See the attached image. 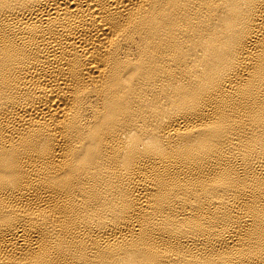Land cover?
<instances>
[{
	"label": "bare ground",
	"instance_id": "6f19581e",
	"mask_svg": "<svg viewBox=\"0 0 264 264\" xmlns=\"http://www.w3.org/2000/svg\"><path fill=\"white\" fill-rule=\"evenodd\" d=\"M0 264H264V0H0Z\"/></svg>",
	"mask_w": 264,
	"mask_h": 264
}]
</instances>
